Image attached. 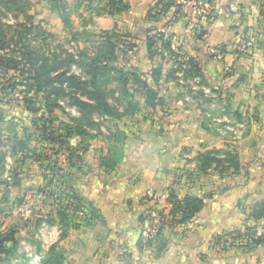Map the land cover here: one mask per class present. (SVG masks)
Returning <instances> with one entry per match:
<instances>
[{"label": "crops", "instance_id": "1", "mask_svg": "<svg viewBox=\"0 0 264 264\" xmlns=\"http://www.w3.org/2000/svg\"><path fill=\"white\" fill-rule=\"evenodd\" d=\"M128 1L130 12L143 17L136 18L135 29L147 40L148 30L143 23L150 19L145 16L159 0ZM174 1L182 8L183 0ZM202 7L211 15L202 18L206 32L203 39L195 34L188 13L181 9L175 15V6L150 22L170 37V51L178 49L186 54L184 60L192 57L199 64L203 78L210 84L202 86V103L170 98L173 86L167 92L162 83L172 75L163 71L162 65L159 87L163 102L156 108L148 106L139 92L135 113L125 115L131 124L126 120L123 126H116L124 137L122 154L113 167L105 163L109 150L104 135L85 141L80 136L71 138L73 146L83 141L82 168L69 166L68 151L63 153V160H57L72 173L70 185L82 199L87 214L66 213L70 226L63 238L58 205L40 192L50 173L32 152L40 153L42 148H31L17 130L16 139H22L17 143L8 138L9 144L0 140V199L5 194L12 201L6 203L10 209L22 204L17 209L24 211L25 202L42 198V205L37 201L39 209L50 210L46 220L44 216L36 225L39 229L42 224L50 226L56 236L50 247L58 244L64 264H264V244L222 251L215 243L218 234L247 224L256 225L264 233V220L250 217L252 210L264 203V0H202ZM246 38L253 49L250 55H241L235 47ZM144 43L141 47H147ZM151 60L148 56L143 59L141 65L146 63L151 70H142L141 74L152 72L157 61ZM228 69L231 74L226 72ZM160 107L167 112L163 117L157 115ZM220 110L229 116L219 118ZM237 120L246 121L248 132L231 137V123ZM227 125L233 129H227ZM20 141L28 149H22ZM215 150L226 153L214 154ZM232 155L237 156L236 164ZM171 191L180 199L202 198L204 205L188 222L165 225L161 236L148 245L144 238L151 223L150 213L170 209ZM16 197L18 204H14ZM86 217L92 220L91 225ZM3 219L1 229L5 227ZM13 230L16 242L6 243L12 246H7L9 253L3 256H11L17 249L19 228ZM47 252L36 253V258H44Z\"/></svg>", "mask_w": 264, "mask_h": 264}, {"label": "rangeland", "instance_id": "2", "mask_svg": "<svg viewBox=\"0 0 264 264\" xmlns=\"http://www.w3.org/2000/svg\"><path fill=\"white\" fill-rule=\"evenodd\" d=\"M108 2L109 0H61L59 2L29 0V6L23 11H19L18 7L0 4V31L5 32L7 39L13 37L14 41L19 44L18 48H22V52H31L33 57H38L35 66L26 63L24 60L27 65L23 72H21L22 69L21 71L14 69L5 71L0 67V114L3 117V120L0 121V140L8 143L6 142L8 138L9 141L14 140L17 143L22 140L16 139L14 132L17 130L21 138L25 137L28 140L27 144L31 148L40 150L44 147L45 152L52 160L61 161V159L63 160V153L66 155L67 152L60 151L56 154L58 148L53 149L54 145L48 140L45 142L44 136L51 132L57 135L62 132L64 136L67 127L65 124L68 123L72 126H78L77 131L85 130L91 136L104 135L107 139L106 149L109 150V156L105 158V163L109 166L114 165L122 154L121 142L124 137L116 126H123V123L126 120L128 122L130 118L124 116L125 118L118 119L92 110L89 111L88 117H85L82 111L74 105L72 97L77 96L82 100L94 103L95 91L93 92L89 84L91 77L77 66H69L63 62L69 55L78 58L81 53L86 52L89 56H94L102 50L103 43L108 42L109 39L117 44L116 57L111 61V65L122 70L123 73H118V71L103 73L99 81L103 96L114 109V112H131L133 108H137L136 102L141 98L139 92L143 88V84L136 80L135 73L141 74L142 70H151L146 63L141 65L147 56L152 59L151 61H157V63H153L152 66H155L153 68L164 65L163 71L170 72L172 75V78L162 83L163 89L167 92L170 86H173L174 91L170 98H176V101L178 97H181L180 99L184 103H193L194 105L202 103V86H210V84L206 83L202 74L177 75V72H173L179 66L178 61L184 60L183 57L186 54L181 53L178 49L174 51L168 49L166 43L170 37L166 36V32L159 31L161 27H156L157 25L150 23L152 21L149 13L151 9L145 16V18L150 19L149 23H145L146 25L143 23V26L147 28L148 36L161 32L165 42L160 41V37H156L159 40L154 38L150 47L148 40L139 36V31L135 29V23L138 20L136 18L140 17L142 20L143 17L139 16L140 14L136 16L130 10L129 12L109 14ZM55 6L58 8H54ZM203 20L205 21V19ZM138 23L140 25L141 21ZM138 26L136 25V27ZM194 28L196 35L203 30L201 25ZM141 30L143 29L141 28ZM244 40L236 44L235 50L241 55H250L253 49L252 44H250L252 42L248 38ZM8 42L11 47L4 50L3 54L16 56L20 60L23 59L24 55L20 54L21 50L14 53L12 49L16 48L12 43L13 41L7 40ZM144 42L147 43V47H141V45H145ZM48 68L52 69L48 70ZM49 71L51 72L49 73ZM61 72H65L67 76H75L76 79L71 81V85L64 84V91L58 96L54 92L51 94L50 91L36 93V89L27 92L26 82L29 81L28 78L40 73L45 81L49 76H55ZM226 72L231 74L230 69ZM154 75H156L155 78L158 77V74ZM32 84H34V80H32ZM56 87L59 88L60 84L57 83ZM49 94L51 97L48 99ZM56 99L60 107H56L50 114L46 106L55 102ZM209 101L212 102L211 99ZM216 101L217 97L214 98V102ZM159 110L160 112L157 113L159 117L167 114L164 107H160ZM220 112L215 114L218 116ZM222 112L218 116L219 118L229 116L228 113ZM45 118H50L53 124L46 123ZM233 122L231 124L234 130L229 133L231 137L245 135L248 132L246 121L237 120ZM127 124L130 125L131 123L128 122ZM23 128H26V133H23ZM235 151L237 150L235 149ZM4 196L6 197L5 194ZM5 197L0 199V220L4 218L3 223L5 225L3 229L0 226V231L5 233L17 226L19 234H17V249L11 256H3L0 264H42L44 258H36V253L45 254L50 245L54 243L56 236L49 225L44 226L42 224L39 229L36 224L44 216L46 220L49 207L47 210L45 207L44 210L43 208L39 209L40 205L37 201L39 200L42 205V198L36 197L25 202V205L30 207L25 206L24 211H21L17 208L22 204H18L20 200L19 197H16L14 204L18 205L10 209V204L6 205V203L12 201ZM28 208L29 213L26 212ZM39 232L40 235L38 236ZM6 246H12V244Z\"/></svg>", "mask_w": 264, "mask_h": 264}, {"label": "trees", "instance_id": "3", "mask_svg": "<svg viewBox=\"0 0 264 264\" xmlns=\"http://www.w3.org/2000/svg\"><path fill=\"white\" fill-rule=\"evenodd\" d=\"M54 1H61V0H54ZM209 1V0H206ZM0 4H7L10 6L18 7L17 9L19 11H23L29 6V0H0ZM175 6V15L181 10L180 4H176V1L174 0H159L154 7L151 9V18L152 20H158L160 16L165 14L171 7ZM107 7L110 9L109 14H116V13H122L130 8V3L128 0H109ZM54 8H58V6H55ZM154 11V12H153ZM161 14V15H160ZM211 17L210 14L207 15V18L209 19ZM202 32H199L197 37L199 39H203L205 35V30H201ZM156 37H160V41L165 42L163 39L164 36L159 32V34H153L151 36L147 37L148 44L151 47L153 39ZM7 40H12L14 46L16 49H12L14 53L20 52L22 48H18L19 44L17 41H14L13 37L10 39H7V36L4 31H0V67L4 69L5 71L8 70H20L21 72L24 71L26 67V63H31L32 66H35V64L38 62V57H33L31 55V52H20V54L24 55L23 59H18L16 56H7L6 54H3V51L10 48V43H7ZM156 40H159L156 38ZM20 42V41H19ZM167 47H169V43L167 42ZM24 45V44H23ZM116 50H117V44H115L112 40H108V42L103 43L102 50L99 51L98 54L94 56H89L86 52L81 53L78 58H75L72 55L67 56L65 60H63L64 63H67L69 66L75 65L79 69H81L86 75L91 77V82H89L90 86L93 89V92L95 93L94 103L88 102L86 100H82L80 97L73 96V103L75 106H77L83 113L85 117H88L89 111H95L100 114L108 115V116H114L116 118H121L128 114H134L136 111V108H133L131 112H124V113H116L114 112V109L111 107V105L107 102V100L104 98L102 93V88H100L101 82L99 81L100 76H102L103 73H110L114 71H118V73L122 70H118L115 66L111 65V61L114 60L116 57ZM26 60V63L24 62ZM179 66L173 70V72H183L184 75H198L201 74V68L197 61L189 57L186 60H179L178 61ZM187 65V66H184ZM52 68H48V70H51ZM51 71H49L50 73ZM135 73V72H134ZM158 74V77H154ZM162 74V67L153 68L152 72L149 75L146 74H137L135 73L136 80L143 84V88L140 90L141 93L146 98V104L148 106L156 108L157 106L161 105L163 102V97L160 95V87H159V80L160 75ZM43 75L38 73L37 76L28 78L26 82L27 85V92L29 93L31 90H35L36 93H41L43 91H50L51 94L54 92L57 96L64 91L63 85L64 84H70L71 81L76 79L75 76H67L65 72H61L59 74H56L55 76H49L45 81L42 77ZM32 80H34V84H32ZM31 81V82H30ZM59 83L60 87L57 88L56 84ZM85 86V84H82ZM36 86V87H35ZM51 94H49V97H51ZM55 102L48 104L47 110L50 114L53 113L54 109L56 107H60L59 102ZM45 116V115H44ZM57 120L56 118H53ZM3 120L2 115L0 114V121ZM46 123L53 124V121L50 118H45ZM36 122V121H35ZM78 123V122H77ZM36 124V123H34ZM79 125V124H77ZM66 134L63 136L62 132H60L59 135L54 134V132H51L50 134H46L44 136V141L48 140L50 143H52L53 149H56V154L60 153V151H68L69 152V166L74 168L78 167V169L82 168V161L80 152L81 149H85L83 146V141L76 144L75 146L71 145L70 139L75 136H80L82 139L92 137L91 134H88L85 130L77 131L78 126H72L71 124L66 123ZM47 129V128H46ZM26 130V129H25ZM27 131V130H26ZM19 145L22 149H28L25 145L24 141H20ZM214 154L217 153H226L224 150H215L212 151ZM33 157L37 160H40L42 163V166H44V169L49 171L50 173L49 178L45 186L40 189V192L46 195L47 197H50L53 199L54 203L58 205V213L62 215V223L64 224L62 238L67 234L68 227L70 226V220L67 217L66 213H70L73 211L74 216L78 214L86 215V208L82 202V199L74 192L71 183L72 173L68 170H66L64 167H62L59 164V161L57 159L52 160V158L45 152L44 147H42V150L40 153H37L35 151L32 152ZM229 154V153H228ZM211 160H218L219 158L213 157L210 158ZM232 161L236 164L237 156L232 155ZM118 162V159L114 163V165ZM79 163V164H78ZM78 164V165H77ZM234 164V165H235ZM109 166V164H107ZM109 166L110 168L113 167ZM237 166V165H235ZM168 203L170 204L169 209V216L168 219L164 222L163 226L160 228L158 232V238L161 236L162 229L167 224H184L188 222L195 214L196 212L204 205V201L202 198L193 197V196H186L182 199L178 198V196L173 192H169L168 197ZM90 213V219H93V213ZM163 213V211H161ZM250 217L254 219L255 221L264 220V203L258 204L251 212ZM88 217H86V223L88 225H91L93 222ZM75 227H80V224H75ZM245 230L247 236L254 237L256 235V225H245ZM228 232V231H227ZM238 235L242 234V228H235L232 231H230L229 234H235ZM15 230L10 229L7 232H1L0 231V262L3 260V255L9 253V249L6 246L7 242L15 243ZM223 237V233H220L216 236L215 242L218 243ZM254 244L250 245L249 248H253L255 246H258L260 244H264V235L259 236L258 238L253 239ZM148 245H152V241L147 242ZM42 264H64V255L61 249H59L58 244H53L44 259L42 260Z\"/></svg>", "mask_w": 264, "mask_h": 264}, {"label": "built area", "instance_id": "4", "mask_svg": "<svg viewBox=\"0 0 264 264\" xmlns=\"http://www.w3.org/2000/svg\"><path fill=\"white\" fill-rule=\"evenodd\" d=\"M182 10L184 13H188L191 18V23L194 27H200V23L202 22V18H207V15L209 14L207 10H205V7H202V0H183ZM241 49V47H239ZM227 121V119H225ZM224 120V121H225ZM228 126V127H227ZM227 129H231L229 125H227ZM225 127V128H226ZM233 129V128H232ZM231 129V130H232ZM163 211V213H161ZM151 216V223L148 231L145 233V241H154L158 237V232L160 228L163 226L164 222L168 219L169 216V210L165 209H154L150 213ZM228 232H223L222 239L216 243L218 249L225 251L230 250L232 248L236 247H243V248H249L250 245L254 244V237L258 238L259 236H263L264 233L261 231L260 228L256 229V235L254 237L247 236L245 227H242V234L238 235L235 234H229ZM250 244V245H249Z\"/></svg>", "mask_w": 264, "mask_h": 264}]
</instances>
